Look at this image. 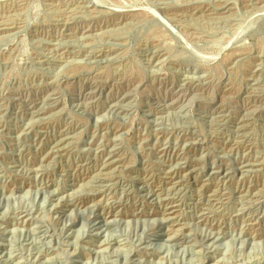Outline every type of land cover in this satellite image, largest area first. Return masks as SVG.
<instances>
[{
  "label": "rangeland",
  "instance_id": "1",
  "mask_svg": "<svg viewBox=\"0 0 264 264\" xmlns=\"http://www.w3.org/2000/svg\"><path fill=\"white\" fill-rule=\"evenodd\" d=\"M0 264H264V0H0Z\"/></svg>",
  "mask_w": 264,
  "mask_h": 264
}]
</instances>
